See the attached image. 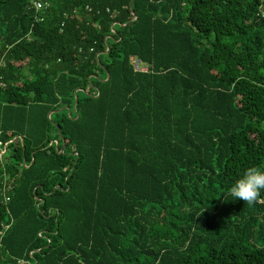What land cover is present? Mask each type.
Instances as JSON below:
<instances>
[{
	"label": "trees",
	"instance_id": "trees-1",
	"mask_svg": "<svg viewBox=\"0 0 264 264\" xmlns=\"http://www.w3.org/2000/svg\"><path fill=\"white\" fill-rule=\"evenodd\" d=\"M48 1L0 0V264H264V192L228 195L264 168V1Z\"/></svg>",
	"mask_w": 264,
	"mask_h": 264
},
{
	"label": "clouds",
	"instance_id": "clouds-1",
	"mask_svg": "<svg viewBox=\"0 0 264 264\" xmlns=\"http://www.w3.org/2000/svg\"><path fill=\"white\" fill-rule=\"evenodd\" d=\"M262 192H264V168L250 166L231 183L228 195L252 205L258 201Z\"/></svg>",
	"mask_w": 264,
	"mask_h": 264
},
{
	"label": "built area",
	"instance_id": "built-area-1",
	"mask_svg": "<svg viewBox=\"0 0 264 264\" xmlns=\"http://www.w3.org/2000/svg\"><path fill=\"white\" fill-rule=\"evenodd\" d=\"M264 1V0H263ZM31 6L33 9H35L37 12H43L45 10H47L49 7H50V2L48 0H29ZM134 65H135V68L137 70H141V71H146L147 70V67L141 65V62L139 59H135L134 60ZM2 85H4L3 83H0ZM1 145V143H0ZM3 153V150H0V155ZM9 183V178L8 176L5 177L4 181H3V184H7L8 185ZM9 187H11V185L9 184ZM10 200V197L5 195L4 197V201H9ZM22 263V262H21Z\"/></svg>",
	"mask_w": 264,
	"mask_h": 264
},
{
	"label": "water",
	"instance_id": "water-1",
	"mask_svg": "<svg viewBox=\"0 0 264 264\" xmlns=\"http://www.w3.org/2000/svg\"><path fill=\"white\" fill-rule=\"evenodd\" d=\"M63 148H64V146H63ZM63 148H62V149H63Z\"/></svg>",
	"mask_w": 264,
	"mask_h": 264
}]
</instances>
